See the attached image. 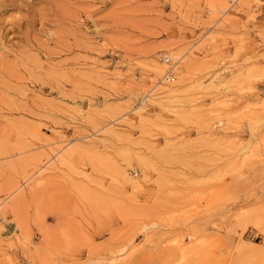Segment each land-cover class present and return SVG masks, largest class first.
Segmentation results:
<instances>
[{
  "label": "rangeland",
  "instance_id": "rangeland-1",
  "mask_svg": "<svg viewBox=\"0 0 264 264\" xmlns=\"http://www.w3.org/2000/svg\"><path fill=\"white\" fill-rule=\"evenodd\" d=\"M236 1L2 0L0 264H264V10Z\"/></svg>",
  "mask_w": 264,
  "mask_h": 264
},
{
  "label": "built area",
  "instance_id": "built-area-1",
  "mask_svg": "<svg viewBox=\"0 0 264 264\" xmlns=\"http://www.w3.org/2000/svg\"><path fill=\"white\" fill-rule=\"evenodd\" d=\"M227 5H228V7L230 8H232L233 6H234V0H227ZM228 8V9H229ZM253 9H254V11L255 12H260V14H261V10L263 9L264 10V0H260V4L259 5H257V6H254L253 7ZM162 62H164V63H169V58L167 57V56H165V57H162L161 59H160ZM164 78H165V80L166 81H168V82H171V81H173V79H174V76H173V73H172V69L171 70H168L167 72H166V74L164 75Z\"/></svg>",
  "mask_w": 264,
  "mask_h": 264
},
{
  "label": "bare ground",
  "instance_id": "bare-ground-1",
  "mask_svg": "<svg viewBox=\"0 0 264 264\" xmlns=\"http://www.w3.org/2000/svg\"><path fill=\"white\" fill-rule=\"evenodd\" d=\"M223 1V0H222ZM2 2V0H0V3ZM215 2V1H214ZM3 3V2H2ZM214 4V3H213ZM237 4V1L236 0H234V6ZM260 4V0L258 1V2H255L254 4H253V7L254 6H257V5H259ZM216 7H217V5H215ZM233 6V7H234ZM232 7V8H233ZM231 7L229 8V9H232ZM213 10V9H212ZM206 12V11H205ZM210 12V11H209ZM209 14V13H208ZM170 55H172V53H170ZM170 62V61H169ZM165 64V63H164ZM153 73L156 75V76H159V77H161L162 76V78H163V76L166 74V71H165V66L163 65V64H161V65H157L156 66V68L154 67V69H153ZM172 73H173V71H172ZM173 76H174V73H173ZM174 80V79H173ZM176 85V84H175ZM171 86V85H170ZM173 87V86H172ZM175 87V86H174ZM171 89V88H170ZM174 89V88H173ZM172 91H174V90H172ZM113 131V129H110L109 130V132L111 133ZM68 150V149H67ZM56 151V156L58 155V157L60 158V154H59V151H57V150H55ZM62 156V155H61ZM63 159V158H62Z\"/></svg>",
  "mask_w": 264,
  "mask_h": 264
}]
</instances>
